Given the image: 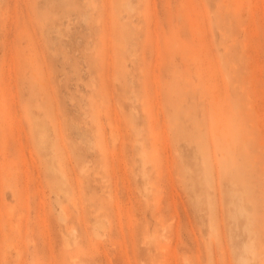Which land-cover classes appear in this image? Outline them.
<instances>
[{
    "label": "rangeland",
    "instance_id": "obj_1",
    "mask_svg": "<svg viewBox=\"0 0 264 264\" xmlns=\"http://www.w3.org/2000/svg\"><path fill=\"white\" fill-rule=\"evenodd\" d=\"M0 264H264V0H0Z\"/></svg>",
    "mask_w": 264,
    "mask_h": 264
},
{
    "label": "bare ground",
    "instance_id": "obj_2",
    "mask_svg": "<svg viewBox=\"0 0 264 264\" xmlns=\"http://www.w3.org/2000/svg\"><path fill=\"white\" fill-rule=\"evenodd\" d=\"M111 119H112V118H111ZM115 121H116V120H115ZM118 125H119V124H118ZM112 127H113V126H111V134H112V130H113ZM114 130H115V129H114ZM115 132H116V131H115ZM115 135H116V133H115ZM118 135H119V134H118ZM116 136H117V135H116ZM120 137H121V136H120ZM115 138H117V137H115ZM118 138H119V137H118ZM120 139H121V138H120ZM116 140H117V139H116ZM137 141H138V140H137ZM96 143H97V142H96ZM143 156H144V155H143ZM121 164H122V163H121ZM75 204H76V203H75ZM75 206H76V205H75Z\"/></svg>",
    "mask_w": 264,
    "mask_h": 264
}]
</instances>
